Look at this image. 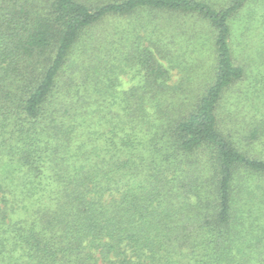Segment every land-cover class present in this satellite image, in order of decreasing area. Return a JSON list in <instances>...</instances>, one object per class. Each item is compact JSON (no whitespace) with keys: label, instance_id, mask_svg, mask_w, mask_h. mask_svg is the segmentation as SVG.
Wrapping results in <instances>:
<instances>
[{"label":"trees","instance_id":"16d2710c","mask_svg":"<svg viewBox=\"0 0 264 264\" xmlns=\"http://www.w3.org/2000/svg\"><path fill=\"white\" fill-rule=\"evenodd\" d=\"M249 1L0 0V264H264V35L248 65L230 42ZM193 20L196 90L145 34Z\"/></svg>","mask_w":264,"mask_h":264},{"label":"rangeland","instance_id":"374dc122","mask_svg":"<svg viewBox=\"0 0 264 264\" xmlns=\"http://www.w3.org/2000/svg\"><path fill=\"white\" fill-rule=\"evenodd\" d=\"M256 14L264 16V0H250L230 21L233 56L236 62L242 65L244 63L248 65L252 60L251 56L255 54L257 44L263 39L264 20L259 22L255 20ZM132 20L119 18L115 19V23L121 27L122 32L129 27L133 29L140 25L139 21L142 22V19ZM148 23L147 26L145 25L146 33L144 32L148 41H161L165 51L168 50L180 58L181 67L177 69H172L171 65L165 62L171 70V84L183 85L185 88L195 90L198 84H204L214 65L215 53L213 35L209 34L204 22L193 20L184 29L179 30L178 27H174L169 31H163L161 35L157 32L156 34L152 28L153 24ZM118 76L123 79L121 82L124 83L125 89L139 82L135 78V70H128L124 74L119 72Z\"/></svg>","mask_w":264,"mask_h":264}]
</instances>
